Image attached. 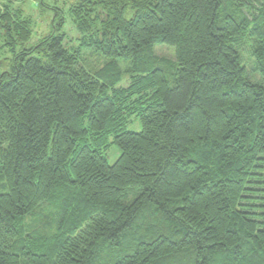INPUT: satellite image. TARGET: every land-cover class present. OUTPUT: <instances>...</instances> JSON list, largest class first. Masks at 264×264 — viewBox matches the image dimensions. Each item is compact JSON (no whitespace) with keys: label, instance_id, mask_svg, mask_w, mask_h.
<instances>
[{"label":"trees","instance_id":"16d2710c","mask_svg":"<svg viewBox=\"0 0 264 264\" xmlns=\"http://www.w3.org/2000/svg\"><path fill=\"white\" fill-rule=\"evenodd\" d=\"M72 13L81 46L132 74L90 73L58 34L0 75V264H264V0ZM17 16L0 8L25 42Z\"/></svg>","mask_w":264,"mask_h":264},{"label":"rangeland","instance_id":"374dc122","mask_svg":"<svg viewBox=\"0 0 264 264\" xmlns=\"http://www.w3.org/2000/svg\"><path fill=\"white\" fill-rule=\"evenodd\" d=\"M79 0H0V8L5 6L18 18H25L30 30V37L25 42H20L15 33L7 29L4 22L0 24V75L10 69L16 55L23 49L35 46L47 35L61 34V45L68 50H79V64L90 73L102 67L111 65L118 72L116 86H126L132 74V62L125 58H107L99 51L82 47L80 32L73 22L72 8ZM131 10L125 11V17L130 16ZM13 19H17L15 16ZM9 27H13L12 24ZM14 39V40H13ZM41 46V44H39ZM155 54L166 57L171 62L174 57L173 47L158 44ZM251 80L258 76L247 68ZM127 129L139 131L140 124L133 121L127 124ZM119 150L114 145H109L106 156L109 163L114 162Z\"/></svg>","mask_w":264,"mask_h":264}]
</instances>
